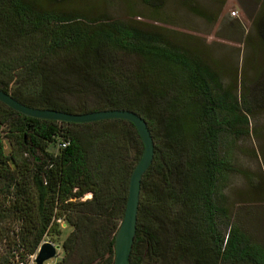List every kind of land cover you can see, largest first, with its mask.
<instances>
[{"label":"trees","instance_id":"obj_1","mask_svg":"<svg viewBox=\"0 0 264 264\" xmlns=\"http://www.w3.org/2000/svg\"><path fill=\"white\" fill-rule=\"evenodd\" d=\"M65 1L0 0V90L34 109L126 110L144 120L154 153L129 263L264 264V248L232 222L223 194L239 174L236 143L252 136L254 86L237 99L195 47L158 27L89 18ZM134 1L155 15L165 0ZM252 30L264 52V0ZM257 78L264 81V66ZM0 129L10 148L3 152L0 136V264L24 261L57 237V221L70 228L57 264H112L142 150L133 126L42 121L0 104Z\"/></svg>","mask_w":264,"mask_h":264},{"label":"rangeland","instance_id":"obj_2","mask_svg":"<svg viewBox=\"0 0 264 264\" xmlns=\"http://www.w3.org/2000/svg\"><path fill=\"white\" fill-rule=\"evenodd\" d=\"M36 1L44 3L46 0ZM65 2L67 9L89 18L108 17L145 28L158 27L175 41L195 47L218 71L223 84L234 86L237 99L251 92L254 86L253 98L260 106L252 108L248 117L252 136L237 141L233 160L239 174L227 178L223 194L232 222L251 242L264 248V81L257 80V71L264 66V52L252 30L260 0H165L157 15L134 0ZM191 8H198L202 13L197 15ZM5 133L6 130L0 129L6 154L10 148ZM55 148L48 147V150ZM89 197L85 194L81 201ZM58 224L59 235L45 237L43 241L58 246L56 256L43 264H57L62 257L60 243L70 233V228L63 222ZM2 248L0 244V250Z\"/></svg>","mask_w":264,"mask_h":264},{"label":"water","instance_id":"obj_3","mask_svg":"<svg viewBox=\"0 0 264 264\" xmlns=\"http://www.w3.org/2000/svg\"><path fill=\"white\" fill-rule=\"evenodd\" d=\"M0 104L19 115L42 121L87 124L106 120H121L133 126L141 142L142 150L129 175L123 216L113 236L114 256L112 262V264H130L129 254L135 233L140 181L150 167L154 153L153 141L144 120L126 110H103L85 114H69L54 110L34 109L18 103L2 90H0ZM57 250L58 246H54L50 242H42L38 246L33 264H43L53 259Z\"/></svg>","mask_w":264,"mask_h":264},{"label":"built area","instance_id":"obj_4","mask_svg":"<svg viewBox=\"0 0 264 264\" xmlns=\"http://www.w3.org/2000/svg\"><path fill=\"white\" fill-rule=\"evenodd\" d=\"M231 15L233 16L234 13H231ZM66 145H67L66 142L60 141V142L57 144V148L62 149V148H64ZM59 222H60V221H57V223H59ZM37 249H38V248H37ZM37 249H36V251H37ZM36 251H35V253H34L33 255H31V256H29L28 258H26V260H24V261H16L15 264H33V259H34V256H35V254H36Z\"/></svg>","mask_w":264,"mask_h":264}]
</instances>
